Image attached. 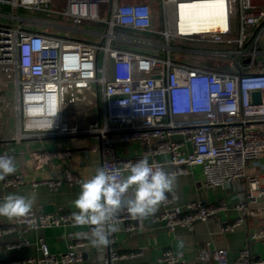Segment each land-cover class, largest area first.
<instances>
[{
	"label": "built area",
	"instance_id": "built-area-1",
	"mask_svg": "<svg viewBox=\"0 0 264 264\" xmlns=\"http://www.w3.org/2000/svg\"><path fill=\"white\" fill-rule=\"evenodd\" d=\"M197 1L204 0H0V77L6 76L0 78V85L8 90L0 110L13 106L16 141L94 137L101 166L109 169L123 171L126 165L147 157L175 176L186 175L199 165L205 186L213 190L238 191L245 182L246 195L235 206L236 218L222 227L232 232L245 222L252 203L264 204V70L254 64L264 54V0H224V29L182 32L180 9ZM154 3L161 10L159 28L153 25ZM132 8L150 10V24L144 30L128 19L127 10ZM22 11L38 12L45 19L22 16ZM13 19L18 21L13 23ZM30 25L39 29H30ZM120 27L150 32L156 38L129 37L118 32ZM236 28L237 34L232 35ZM178 41L197 46L173 44ZM128 43L152 51L122 45ZM255 92H260L257 101ZM132 142L141 146V155L120 157L119 147ZM42 159L46 161L47 154ZM24 182L19 172L5 180L13 186ZM39 184L56 189L61 180H43L33 186ZM160 206L148 218L169 230H192L196 221H206L225 207L202 201L180 204L173 193ZM3 222L0 217V234L21 235L27 230L72 224L70 213L33 208L25 217ZM117 223L120 231L100 248L91 245L88 232L70 231L68 249L59 255L52 254L46 239L38 236L36 260L77 264L90 253L92 264H116L142 257L144 248L121 249L117 234L142 232L143 220L122 210ZM261 237L264 231L253 233L251 240ZM31 243L22 237L10 247ZM200 256L230 264L226 248L205 246ZM177 262L174 251L166 248L154 264ZM236 262L264 264V256H254L246 246Z\"/></svg>",
	"mask_w": 264,
	"mask_h": 264
},
{
	"label": "crops",
	"instance_id": "crops-1",
	"mask_svg": "<svg viewBox=\"0 0 264 264\" xmlns=\"http://www.w3.org/2000/svg\"><path fill=\"white\" fill-rule=\"evenodd\" d=\"M153 13V25L157 24ZM33 30L39 29L32 27ZM135 31V30H134ZM145 36L155 35L150 32L136 31ZM79 35V33L77 34ZM155 40V39H153ZM143 51H152L144 47ZM8 90L0 85V102L7 98ZM8 99V98H7ZM13 103V98H12ZM17 132V118L13 106L0 110V152H7L16 165L15 173H22L24 184L19 186L7 185L5 180H0V200L8 194L19 195L35 194L33 209L38 212L72 214L76 211L73 201L80 191L79 180H87L95 174L97 167L101 166V156L93 148L96 139L91 136H50L42 139L31 138L21 141L15 140ZM142 148L136 143L123 144L119 147L120 157H133L141 155ZM47 154L48 159H42ZM159 160H164L159 157ZM165 168L169 166L165 165ZM70 176H69V175ZM173 194L178 196L180 204L190 201H202L210 205H224L208 217L206 221H196L194 228L189 230L177 227L174 230L165 228L160 223H154L149 218L143 219V230L132 235L118 233L117 241L121 249L144 248V255L139 258L121 260L116 264H154L157 256L166 248L174 251L178 258L177 264H217L210 258H201V251L205 246L211 250L226 248L229 252L230 264H237L236 259L240 249L248 247L254 256H264V237L251 240L253 233L264 231V204L256 202L250 205L245 222L232 232H224V223L233 221L237 216L235 209L240 197L246 195V184L242 182L238 191L210 189L204 184V174L201 166L195 165L186 175L175 176ZM43 180H61V184L52 189L47 185L39 184L34 187V182ZM169 193V194H171ZM161 210L159 206L158 211ZM3 224L9 221L1 217ZM90 228L73 227L66 223L61 226L27 230L23 235L17 233L0 234V261L14 262L13 264H46L38 262L36 258L39 251L34 244L38 236L46 239L50 252L59 255L68 249V233L70 231ZM28 238L32 243L20 248L10 247L20 238ZM58 264H67L60 262ZM77 264H92L91 254Z\"/></svg>",
	"mask_w": 264,
	"mask_h": 264
},
{
	"label": "clouds",
	"instance_id": "clouds-1",
	"mask_svg": "<svg viewBox=\"0 0 264 264\" xmlns=\"http://www.w3.org/2000/svg\"><path fill=\"white\" fill-rule=\"evenodd\" d=\"M127 11L131 14L128 19L134 27L144 30L150 24L148 8ZM15 172L13 158L0 155V180ZM118 176L119 180L116 179ZM175 180L174 174L150 163L147 157L126 165L123 171L119 168L97 167L91 178L80 183V191L73 201L76 211L71 214L72 225L90 228L85 235L92 246H107L109 237L120 231L117 220L122 210H126L133 219H147L167 200V194L173 192ZM34 203V193L8 194L0 200V217H25L31 212Z\"/></svg>",
	"mask_w": 264,
	"mask_h": 264
},
{
	"label": "bare ground",
	"instance_id": "bare-ground-1",
	"mask_svg": "<svg viewBox=\"0 0 264 264\" xmlns=\"http://www.w3.org/2000/svg\"><path fill=\"white\" fill-rule=\"evenodd\" d=\"M224 0H204L182 5L179 25L182 32H204L224 29L227 23Z\"/></svg>",
	"mask_w": 264,
	"mask_h": 264
},
{
	"label": "rangeland",
	"instance_id": "rangeland-1",
	"mask_svg": "<svg viewBox=\"0 0 264 264\" xmlns=\"http://www.w3.org/2000/svg\"><path fill=\"white\" fill-rule=\"evenodd\" d=\"M153 13L156 17V21L157 24L155 23V28H159L161 26V20H162V17H161V10L159 8V4L158 3H154L153 5ZM21 15L22 16H27L28 17H36V18H39V19H45V17L43 15H41L40 13L38 12H33V11H22L21 12ZM18 20H15L13 19L12 22H17ZM25 27L27 26V23L26 22H22ZM29 24V22H28ZM31 25L29 26V28L31 29ZM85 28H89L91 29L92 25L91 24H86L84 26ZM99 28H101L99 26ZM236 31V32H235ZM234 33L232 35H236L237 34V28L235 29ZM76 34V33H75ZM174 45H179V46H183L185 48H191V46H197L196 44H192V43H187V42H183V41H178V42H173ZM122 45H126V47L128 48H132V49H136V50H141L142 49H145L144 46H141V45H136V44H131V43H128V44H122ZM254 64L256 65V69L257 70H264V54H260L256 57L255 61H254ZM5 75H2L0 78L1 80L5 79Z\"/></svg>",
	"mask_w": 264,
	"mask_h": 264
},
{
	"label": "trees",
	"instance_id": "trees-1",
	"mask_svg": "<svg viewBox=\"0 0 264 264\" xmlns=\"http://www.w3.org/2000/svg\"><path fill=\"white\" fill-rule=\"evenodd\" d=\"M4 9H6V8H4ZM118 32L121 33V34H125V35H127L129 37H135V38H139V39H142V40H153V39L156 38V36H155V38H153L154 36L150 35V34H147V36L145 34V36H144L142 34L135 33L136 31L128 29V28H124V27H122V28L120 27L118 29Z\"/></svg>",
	"mask_w": 264,
	"mask_h": 264
},
{
	"label": "water",
	"instance_id": "water-1",
	"mask_svg": "<svg viewBox=\"0 0 264 264\" xmlns=\"http://www.w3.org/2000/svg\"><path fill=\"white\" fill-rule=\"evenodd\" d=\"M259 96H260V92H255V93L253 94V97H254V99H255L256 101L258 100Z\"/></svg>",
	"mask_w": 264,
	"mask_h": 264
}]
</instances>
